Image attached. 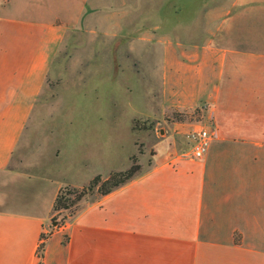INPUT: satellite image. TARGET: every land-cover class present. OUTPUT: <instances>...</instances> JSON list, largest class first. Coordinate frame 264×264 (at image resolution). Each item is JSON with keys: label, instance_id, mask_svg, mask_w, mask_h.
Wrapping results in <instances>:
<instances>
[{"label": "crops", "instance_id": "crops-1", "mask_svg": "<svg viewBox=\"0 0 264 264\" xmlns=\"http://www.w3.org/2000/svg\"><path fill=\"white\" fill-rule=\"evenodd\" d=\"M88 1L0 5V175ZM204 7L206 34L162 42L158 88L164 113L198 109L203 120L173 121L153 147L150 168L51 231L41 259L38 246L61 184L40 210L14 196L12 208L0 210V264H264V0ZM201 126L214 130L213 141L202 158L185 157L187 133ZM80 164L87 181L119 170L103 160L95 169Z\"/></svg>", "mask_w": 264, "mask_h": 264}, {"label": "rangeland", "instance_id": "rangeland-1", "mask_svg": "<svg viewBox=\"0 0 264 264\" xmlns=\"http://www.w3.org/2000/svg\"><path fill=\"white\" fill-rule=\"evenodd\" d=\"M210 2L89 0L81 24L60 46L8 170L0 175V196H9L0 210L12 208V199L20 195L27 210H40L60 184L58 192H80L97 175L104 180L113 172L87 181L84 160L92 169L97 160L107 162L109 170L136 165V177L150 168L161 130L168 133L173 121L201 122L198 109L164 113L158 88L162 42L197 41L206 34L201 22ZM28 181H39L41 193L38 186L28 191ZM98 196L95 189L76 212ZM66 212L51 211L48 233Z\"/></svg>", "mask_w": 264, "mask_h": 264}, {"label": "trees", "instance_id": "trees-1", "mask_svg": "<svg viewBox=\"0 0 264 264\" xmlns=\"http://www.w3.org/2000/svg\"><path fill=\"white\" fill-rule=\"evenodd\" d=\"M137 171L138 167H136V165H132L128 170L111 172L104 180H102L101 177L97 175L89 182L88 186L80 192H77L75 190L69 191L67 189L59 190L53 201L52 212L56 214H61L63 211L67 212L66 214L61 216L60 222H57L54 228H58L61 224L67 222V220H71L77 213L76 208L79 202L88 194H92L95 189L98 195L105 196L131 181L135 177ZM73 193L76 194V197L75 200L71 201L68 196ZM52 229L53 227H51V230ZM50 233L51 231L41 236L42 242L38 246L37 250L38 258L40 259L43 254L45 240ZM38 264H41V262H39Z\"/></svg>", "mask_w": 264, "mask_h": 264}, {"label": "built area", "instance_id": "built-area-1", "mask_svg": "<svg viewBox=\"0 0 264 264\" xmlns=\"http://www.w3.org/2000/svg\"><path fill=\"white\" fill-rule=\"evenodd\" d=\"M215 137L214 130L201 126L199 128L191 130L186 135V139L189 142V153L184 156L191 159L202 158L207 152L210 143Z\"/></svg>", "mask_w": 264, "mask_h": 264}, {"label": "water", "instance_id": "water-1", "mask_svg": "<svg viewBox=\"0 0 264 264\" xmlns=\"http://www.w3.org/2000/svg\"><path fill=\"white\" fill-rule=\"evenodd\" d=\"M162 133H163V131L161 130V131H160V134L163 136L164 134H162Z\"/></svg>", "mask_w": 264, "mask_h": 264}]
</instances>
